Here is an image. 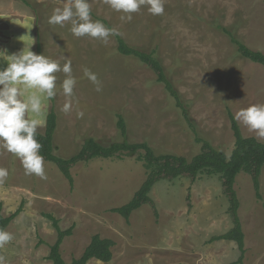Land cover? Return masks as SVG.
<instances>
[{
	"label": "rangeland",
	"instance_id": "obj_1",
	"mask_svg": "<svg viewBox=\"0 0 264 264\" xmlns=\"http://www.w3.org/2000/svg\"><path fill=\"white\" fill-rule=\"evenodd\" d=\"M32 2L45 4L38 8V27L34 13L18 0L9 15L0 17V69L7 67V55L31 46L35 52L36 38L45 56L61 65L66 57L71 59L77 78L72 111L65 114L61 110L69 99L60 87L65 78L62 72L56 73L57 95L46 106V116L51 107L57 114L55 154L71 156L84 138L102 144L122 141L117 114L125 119L129 142H146L155 151L187 159L198 153L200 145L163 85L146 66L120 56L114 36L106 43L87 36L77 38L70 24L48 23L63 0ZM90 3L91 13L121 33L129 46L156 50L199 137L229 155L234 138L227 110L234 116L251 104H264V68L241 58L219 27L264 54V0H165L163 15H152L143 6L131 21L121 19L125 14L104 0ZM84 68L97 74L101 91L84 77ZM78 111L84 113L82 118L77 117ZM237 123L243 137L264 142ZM0 167L9 169L8 178L0 184L2 215L8 217L22 206L6 229L13 239L0 249L5 264H51L47 256L56 232L46 214L58 221L61 230L73 227L61 245L66 263L79 258L97 234L115 243L113 257L109 263L91 260L88 264H239L234 242H209L231 228L217 176L200 175L192 185L187 179L158 182L149 194L157 215L143 205L125 220L110 210L129 202L145 180V170L134 158L79 163L70 171L72 184L48 162L47 179L26 175L21 161L3 149ZM188 188L190 206L186 203ZM234 189L244 234L240 264H264V168L260 199L244 173L236 177Z\"/></svg>",
	"mask_w": 264,
	"mask_h": 264
},
{
	"label": "trees",
	"instance_id": "obj_2",
	"mask_svg": "<svg viewBox=\"0 0 264 264\" xmlns=\"http://www.w3.org/2000/svg\"><path fill=\"white\" fill-rule=\"evenodd\" d=\"M31 9L35 15V26L40 22V13L38 8L45 4H36L32 0H18ZM93 18H96L91 13ZM101 21L106 27L111 26L104 20ZM230 42L235 46L237 54L264 68V54L252 50L239 41L234 34L226 29L220 28ZM116 52L127 58L137 60L153 72L156 82L163 85L164 90L174 102L175 107L180 111L184 121L193 134L194 141L200 145L198 153L191 159L173 153L158 152L146 142L132 143L127 141V126L122 115L117 114V128L120 132L122 141L102 144L93 138H84L74 154L69 157H62L55 154L54 135L57 129V114L51 107L46 116V124L43 133H38L37 139L42 144L40 154L45 162L54 165L61 175L72 184L71 169L79 163H88L95 159H119L124 157L134 158L145 170V180L132 198L126 204L113 208L110 211L118 214L123 219L128 220L131 214L143 205H148L154 215H157L156 207L149 194L152 188L161 181L172 182L176 179H187L189 185L196 182L200 175L217 176L221 193L227 202L226 213L231 222V228L224 234L212 237L209 242L230 241L234 242L240 253L237 262L240 264L245 253L244 234L241 221L238 215L239 200L234 189L236 177L240 173L248 175L251 179L256 197L260 199V176L264 168V142H259L252 137H243L237 121L234 119L231 111L227 110V116L230 123V129L233 134L234 144L229 155L216 150L208 141L199 137L195 126L191 122L186 105L182 102L180 95L173 83L167 76L165 68L156 55V50L142 51L129 46L120 35H115ZM35 53L43 54L42 46L38 38L35 42ZM53 103V98L51 99ZM186 203L190 206V192L187 189ZM22 206L8 217L2 215V203L0 202V229L6 230L9 224L21 213ZM45 217L52 223L56 232V240L49 248L47 259L51 264H88L91 260L101 263H109L112 260V248L115 243L108 238H101L99 235H93L90 243L84 249L79 258L72 259L66 263L61 255V245L65 238L72 235L73 227L61 230L58 221L50 214Z\"/></svg>",
	"mask_w": 264,
	"mask_h": 264
},
{
	"label": "clouds",
	"instance_id": "obj_3",
	"mask_svg": "<svg viewBox=\"0 0 264 264\" xmlns=\"http://www.w3.org/2000/svg\"><path fill=\"white\" fill-rule=\"evenodd\" d=\"M116 12L125 15L121 19L132 20V14L147 6L152 15H163L165 0H104ZM50 25L70 24L71 33L77 37H90L107 42L110 36L121 35L116 29L106 27L101 21L93 20L90 0H63V6L53 10L48 19ZM33 39V38H32ZM35 43L33 39V44ZM32 44V45H33ZM32 47V46H31ZM31 47H24L18 54L7 55V67L0 69V149L18 158L26 175L47 179L45 159L40 154L42 144L37 139L38 129L46 124L47 102L57 95L56 73L65 78L60 87L66 100L62 111H72L74 87L77 78L73 75L72 61H60L37 54ZM84 77L102 90L96 73L83 69ZM84 113L77 112L82 118ZM234 119L264 139V104H251L234 114ZM9 176V169L0 167V184ZM13 239L10 232L0 229V249ZM0 264L5 258L0 255Z\"/></svg>",
	"mask_w": 264,
	"mask_h": 264
},
{
	"label": "crops",
	"instance_id": "obj_4",
	"mask_svg": "<svg viewBox=\"0 0 264 264\" xmlns=\"http://www.w3.org/2000/svg\"><path fill=\"white\" fill-rule=\"evenodd\" d=\"M14 5V0H0V17L4 18L7 12L9 13Z\"/></svg>",
	"mask_w": 264,
	"mask_h": 264
}]
</instances>
